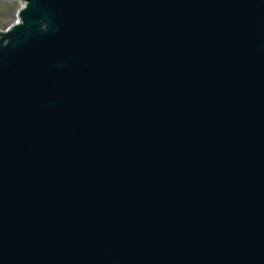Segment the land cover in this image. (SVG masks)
<instances>
[{
    "label": "water",
    "instance_id": "1",
    "mask_svg": "<svg viewBox=\"0 0 264 264\" xmlns=\"http://www.w3.org/2000/svg\"><path fill=\"white\" fill-rule=\"evenodd\" d=\"M20 2L0 264H264V0Z\"/></svg>",
    "mask_w": 264,
    "mask_h": 264
},
{
    "label": "rangeland",
    "instance_id": "2",
    "mask_svg": "<svg viewBox=\"0 0 264 264\" xmlns=\"http://www.w3.org/2000/svg\"><path fill=\"white\" fill-rule=\"evenodd\" d=\"M19 7L18 0H0V31L15 22Z\"/></svg>",
    "mask_w": 264,
    "mask_h": 264
}]
</instances>
